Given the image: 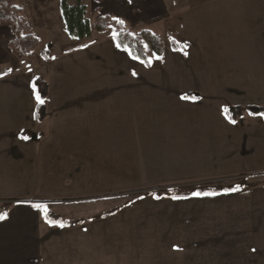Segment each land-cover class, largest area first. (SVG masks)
Instances as JSON below:
<instances>
[{
	"label": "crops",
	"instance_id": "0c3cea01",
	"mask_svg": "<svg viewBox=\"0 0 264 264\" xmlns=\"http://www.w3.org/2000/svg\"><path fill=\"white\" fill-rule=\"evenodd\" d=\"M55 1L18 6L46 30L51 24L41 19ZM179 1L95 0L90 10L129 18L140 11L162 36L171 34L184 52L167 40L163 69L135 59L106 32L68 52L78 42L63 25L67 45L41 62L30 53L14 58L6 40L27 67L0 79V213H7L0 264H46V205L124 190H145L138 200L161 204L165 224L182 232L166 249L182 254L179 264H264V122L232 123L224 111L264 107V0ZM36 77L47 83L43 122L35 119ZM220 180L239 190L178 199L168 191Z\"/></svg>",
	"mask_w": 264,
	"mask_h": 264
},
{
	"label": "rangeland",
	"instance_id": "374dc122",
	"mask_svg": "<svg viewBox=\"0 0 264 264\" xmlns=\"http://www.w3.org/2000/svg\"><path fill=\"white\" fill-rule=\"evenodd\" d=\"M93 3L95 0L84 2L89 8L88 18L92 21L90 10ZM69 4L76 5V0H69ZM50 6L52 7L51 12L42 16L44 18L41 19V22L46 21L49 25L51 24L46 30L38 28L29 18V14L24 13L33 27L31 33L35 37L38 35V40L40 39L39 49L31 52L27 57L29 60L33 59V62L43 60L41 52L48 49L50 41L54 47L50 51L54 56H57V53L67 45L60 38V28H63L64 23L58 0L55 3L51 2ZM131 12L133 18H129L128 13L117 14L112 10L110 12L107 8H104L101 14L121 21L126 30L134 35L143 30L162 34L155 28L156 26H149V18L145 19L146 16L142 12H133V10ZM109 34L114 36L113 29L103 34L102 37ZM10 37L13 38L10 29L0 26V79L27 67V65H22L21 61L13 59L14 56L11 57L5 48V42ZM165 37L164 42L167 44L166 41L169 39ZM145 48L149 55V67L163 69L166 57L155 55L149 45ZM8 69L11 71L9 72ZM237 183L234 180H220L199 184L206 186H232L234 184L235 186ZM142 191L145 190H124L101 199L99 196H89L82 200H61L56 205H46L45 214L55 216L60 221V223H49L44 227L46 264H179L183 259L176 260V258L182 254H172L166 249L172 244H179L182 232H175L172 226L165 224L164 216H161L163 213L161 204L152 206L149 201L134 199L144 193ZM119 207L121 209L111 217L102 216ZM194 263L209 264L210 261L203 260Z\"/></svg>",
	"mask_w": 264,
	"mask_h": 264
},
{
	"label": "trees",
	"instance_id": "16d2710c",
	"mask_svg": "<svg viewBox=\"0 0 264 264\" xmlns=\"http://www.w3.org/2000/svg\"><path fill=\"white\" fill-rule=\"evenodd\" d=\"M19 0H0V26L8 27L13 38L9 42V49L12 55L17 59H24L29 53L39 49L40 42L37 37L31 33L30 25L23 15L22 9L18 6ZM87 0H76V5L69 4V0H60V8L65 30L69 37L78 42L75 48H70L68 52L83 49L89 45L86 41L93 33H105L110 29L114 31V39L117 45L128 51L135 59L149 66V55L145 46L149 45L152 52L161 57L165 52L164 37L149 30H143L137 34H131L126 30L125 25L116 19L101 14L100 7L95 8L91 12L93 21L88 18V9L84 2ZM101 2L102 0H97ZM172 48L176 51L184 52V47L176 42L171 34H167ZM48 46L47 50L41 52L42 57L49 61L51 60V51ZM35 97L39 96L43 103L37 101L35 119L37 122H43L47 117V108L45 101L47 99V83L41 78L36 77L33 82ZM188 99L200 100L201 97L196 94H186ZM37 100V99H36ZM226 116L232 123H236L238 119L244 116H252L261 118L264 122V107L255 106H227L224 109ZM28 135L27 132H22L18 135L19 138H24ZM237 187L232 186H206L201 184L184 185L174 188H169L168 191L172 197L187 198L193 193H223L230 192ZM156 194H161V189L154 190ZM153 192V193H154ZM147 194H139L134 199H139ZM202 196V195H201ZM121 207L110 210L102 214L103 217H111L117 213ZM46 219L50 223H60L59 218L46 215Z\"/></svg>",
	"mask_w": 264,
	"mask_h": 264
},
{
	"label": "snow or ice",
	"instance_id": "6c2138e0",
	"mask_svg": "<svg viewBox=\"0 0 264 264\" xmlns=\"http://www.w3.org/2000/svg\"><path fill=\"white\" fill-rule=\"evenodd\" d=\"M8 71L10 72L11 71V69H8ZM36 99H37V101L39 102V103H43V100H41L40 99V97L39 96H37L36 97ZM24 139H27V137H24ZM237 190H239L238 188H234V189H232V191H237ZM193 195H195V196H201V195H215V193H200V192H196V193H193ZM179 197H173V199H178ZM36 207H40L39 205H36ZM7 217V213H0V220H2V219H5Z\"/></svg>",
	"mask_w": 264,
	"mask_h": 264
}]
</instances>
